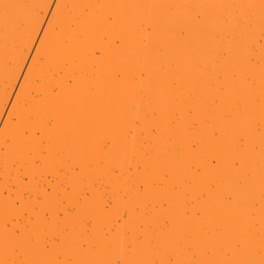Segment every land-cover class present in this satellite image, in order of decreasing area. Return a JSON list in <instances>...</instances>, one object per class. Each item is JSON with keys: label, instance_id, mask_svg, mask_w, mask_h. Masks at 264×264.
<instances>
[{"label": "bare ground", "instance_id": "6f19581e", "mask_svg": "<svg viewBox=\"0 0 264 264\" xmlns=\"http://www.w3.org/2000/svg\"><path fill=\"white\" fill-rule=\"evenodd\" d=\"M62 2L37 49L43 62L33 55L20 80L32 20L47 9L43 0H0V264L104 259L91 245L45 249L55 225L70 224L56 209L85 189L98 206L113 196L139 209L127 234L116 229L139 264H264V0ZM97 47L104 56L93 55ZM132 115L143 127L129 136ZM28 116L45 129L46 154L22 147ZM195 140L217 168L193 155ZM28 220L33 245L5 239ZM106 227L101 216L90 239Z\"/></svg>", "mask_w": 264, "mask_h": 264}, {"label": "snow or ice", "instance_id": "6c2138e0", "mask_svg": "<svg viewBox=\"0 0 264 264\" xmlns=\"http://www.w3.org/2000/svg\"><path fill=\"white\" fill-rule=\"evenodd\" d=\"M62 0H43V8L47 9V14L41 10L36 14L32 20V31L29 36L30 48H25L20 56L18 62V68L20 71V80L24 79V76L28 74L29 65L33 63V55H36L37 60L43 62L44 56L40 53H37V49H41L43 52L44 45L48 40L47 33H51L53 30L52 25L55 24L57 17L60 14V9L64 7ZM55 13V15L53 14ZM41 17H44L41 19ZM52 22L50 24L49 22ZM151 30V29H149ZM103 39H107L104 37ZM121 45V41L116 39L112 41V48L118 49ZM106 50L103 47H97L93 50V55L96 57H102L105 55ZM24 53H28L27 56ZM141 79H147V74L141 72ZM39 83V81H37ZM19 88V84L16 85ZM15 96V93L12 94ZM35 95V93H34ZM11 107V101L6 105L5 116L7 115V108ZM129 111L135 112V102L132 101L129 104ZM35 117L28 116L26 118L25 124L22 128V147L27 150V155L31 156L33 153V148L40 151L42 154H46V147L48 145V137L45 135V129L35 126L33 124ZM17 118L15 115L12 117V122L16 123ZM3 124V120H0V125ZM47 128L52 127V122L48 121ZM143 119L140 115H132L130 117V124L128 127V135L132 136L135 134L137 129H142ZM151 132L153 135L158 134V129L156 126H152ZM29 137L32 139L29 140ZM211 150V149H209ZM191 151L195 157L202 160L204 163L209 165L211 168L215 169L218 167V160L214 155H208L204 149H202L201 142L195 140L191 143ZM36 165L40 164V160L36 159L34 161ZM55 167V165H53ZM62 171V169H61ZM77 171H79L77 169ZM128 171L131 173L134 171L131 165L128 167ZM195 171L199 172L200 168L195 167ZM49 180L53 179L51 174L47 177ZM28 177H24V181L27 182ZM49 193L52 192L51 188L45 186ZM61 187H66V185L61 184ZM70 190V189H68ZM139 190H144V185H139ZM59 203L62 205L64 203L63 198L60 199ZM82 206V207H78ZM17 208L21 207V202L17 200L15 202ZM136 207H131L128 204L118 202L115 197L109 196L102 199V204L99 206L96 204L95 197L93 194L85 189L82 196L77 198L76 204H73L70 207L63 208L62 210L58 207L56 209L57 214L60 220H66L70 218V224L61 225L57 223L55 225L56 233L52 236L50 240L45 241V249L50 250L51 246L58 245L61 248H78L80 250H88L90 245L97 251L102 252L104 259L100 261H91V260H81L79 264H139V262L129 259L131 244L126 246H121L119 241V234L116 229L118 226H123L125 234L129 231L128 225L131 220V212L138 211ZM25 217L28 216V213L23 212ZM101 216L106 219L111 220L112 227L104 228L103 235L96 237L93 241L90 238L93 237V234L96 232V225L99 222ZM45 220L49 219L48 214L44 216ZM11 227V224L8 225ZM37 228L31 223L30 220L26 221L23 227H18L13 229L10 236H6V240L13 241L21 247H30L35 243V236ZM34 264H42V262H34ZM46 264V262H43ZM68 264H72V261H68ZM156 264V262H154ZM168 264H174L173 261L169 260Z\"/></svg>", "mask_w": 264, "mask_h": 264}, {"label": "rangeland", "instance_id": "374dc122", "mask_svg": "<svg viewBox=\"0 0 264 264\" xmlns=\"http://www.w3.org/2000/svg\"><path fill=\"white\" fill-rule=\"evenodd\" d=\"M59 172L62 173L63 171L59 170ZM21 209H22V210H21ZM23 210H24V212L26 211V210H25V205H24V208H23V207H22V208H19V212H21L20 214H22V211H23Z\"/></svg>", "mask_w": 264, "mask_h": 264}]
</instances>
